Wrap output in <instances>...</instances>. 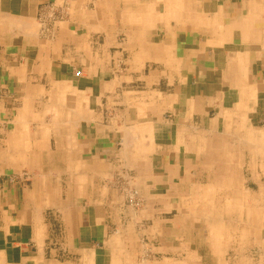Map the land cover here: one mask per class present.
I'll return each mask as SVG.
<instances>
[{
	"label": "crops",
	"instance_id": "0c3cea01",
	"mask_svg": "<svg viewBox=\"0 0 264 264\" xmlns=\"http://www.w3.org/2000/svg\"><path fill=\"white\" fill-rule=\"evenodd\" d=\"M174 208L204 245L162 264H264V0H0V264H120Z\"/></svg>",
	"mask_w": 264,
	"mask_h": 264
},
{
	"label": "rangeland",
	"instance_id": "374dc122",
	"mask_svg": "<svg viewBox=\"0 0 264 264\" xmlns=\"http://www.w3.org/2000/svg\"><path fill=\"white\" fill-rule=\"evenodd\" d=\"M27 178V176H25ZM250 177V176H249ZM203 182V181H201ZM253 185V184H251ZM134 193V192H133ZM132 193V194H133ZM131 196V193L129 197ZM137 199L138 193H137ZM137 200V201H138ZM129 203V199H128ZM140 205L137 207H133L129 204L131 210L135 211L136 213L140 210L142 207V202L141 200L138 201ZM138 208V209H137ZM188 211V208L185 209ZM206 210V209H205ZM210 210V209H208ZM164 226H163V233H164V241L160 243L159 240L155 239V231L154 229H151L153 224L148 223L147 225L141 224L136 225V229L134 233H128L127 238L123 240V244H125V247L127 251L130 252V255L122 256L120 264H162L163 262L167 261V259H176V260H181L183 261L184 258H186L185 253L182 251L181 245L183 243H186L190 249L191 246L190 244L192 243L193 248L194 247H203L204 245V240L203 238L198 237V232L205 231L207 227L203 222H197L194 226L191 221H189L186 225L187 231L183 233L181 230L178 234V229L176 230L177 223H176V218L179 216V212L177 208L172 209L171 211L164 209ZM202 211V213H201ZM203 208H200V216L203 215ZM215 231H217V228L219 229L220 225H213ZM229 227H234V225L229 224ZM147 227L146 232L144 233L143 230ZM179 227V226H178ZM185 229V230H186ZM196 234V240L192 239V235ZM218 238V237H217ZM221 241L219 240H214L212 243L220 244ZM225 242V241H223ZM164 243V244H163ZM162 244V246H161ZM219 247L218 245H216ZM230 246H233L231 244ZM175 248H180L181 250H175ZM220 249V247H219ZM225 251V248H222ZM233 249H229L226 251L224 254V259L225 257L229 259H233ZM62 256V255H61ZM140 256V257H139ZM55 257V256H54ZM63 257V256H62ZM49 258H53L52 254H49ZM60 258L59 256H56L55 259ZM64 258V257H63ZM165 264V263H164Z\"/></svg>",
	"mask_w": 264,
	"mask_h": 264
},
{
	"label": "bare ground",
	"instance_id": "6f19581e",
	"mask_svg": "<svg viewBox=\"0 0 264 264\" xmlns=\"http://www.w3.org/2000/svg\"><path fill=\"white\" fill-rule=\"evenodd\" d=\"M238 3H239V2H238ZM231 14H232V13H231ZM27 21H28V20H27ZM24 22H25V21H24ZM44 28H45V27H44ZM212 50H213V49H212ZM177 117H178V116H177ZM128 131H129V130H128ZM130 131H133V130L130 129ZM126 133H128V132H126ZM133 134H134V133H133ZM124 137H125V136H124ZM130 137H131V136H130ZM126 139H127V138H126ZM130 141H131V140H130ZM124 142H125V141H124ZM127 145H128V144H127ZM127 145H126V146H127ZM123 146L125 147L124 144H123ZM123 151H124V150H123ZM3 156H4V155H3ZM41 176H42V175H41ZM119 182H120V181H119ZM126 189H127V188H126ZM243 192H244V191H243ZM128 195H129V194H128ZM129 200H130V201L132 200V201L130 202V205L133 206V207H137L138 205L141 204V203L139 204V203L135 202V200H138V199H137V193H135V192H134L133 194L131 193V196L129 197ZM140 200H141V198H140ZM140 200H138V201H140ZM203 205H204V204H203ZM137 209H138V208H137ZM171 210H172V209H171ZM134 212H135V211H134ZM135 213H136V212H135ZM179 213H180V212H179ZM70 214H71V213H70ZM262 220L264 221V219H262ZM262 223H264V222H262ZM218 232H219V231H218ZM0 236H1V235H0ZM139 257H140V256H139ZM254 258H255V257H254Z\"/></svg>",
	"mask_w": 264,
	"mask_h": 264
},
{
	"label": "built area",
	"instance_id": "2783aa9c",
	"mask_svg": "<svg viewBox=\"0 0 264 264\" xmlns=\"http://www.w3.org/2000/svg\"><path fill=\"white\" fill-rule=\"evenodd\" d=\"M132 201V200H131ZM130 200H129V203L131 202ZM135 202H137L138 203V201L137 200H135Z\"/></svg>",
	"mask_w": 264,
	"mask_h": 264
}]
</instances>
